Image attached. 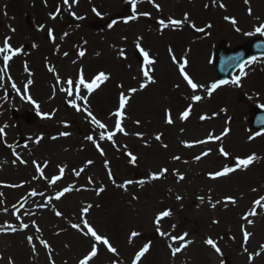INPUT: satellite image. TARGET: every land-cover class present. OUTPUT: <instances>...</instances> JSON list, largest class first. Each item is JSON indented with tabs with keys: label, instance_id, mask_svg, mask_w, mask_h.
Masks as SVG:
<instances>
[{
	"label": "rangeland",
	"instance_id": "rangeland-1",
	"mask_svg": "<svg viewBox=\"0 0 264 264\" xmlns=\"http://www.w3.org/2000/svg\"><path fill=\"white\" fill-rule=\"evenodd\" d=\"M221 3L224 8L219 6ZM69 4L71 7L63 0H46V3L45 0H0V45L5 37H11L14 48H23V52L10 61L7 74L0 73V127L7 125L0 134V174L6 173L7 177L11 172L10 179H6L7 199L4 206L0 205V228H6V223L20 228L14 214L17 209L24 223L29 224L23 231L0 230V256L4 258L0 264H8L9 258L15 264L23 260H32V264H51L52 260L55 264H78L94 241L73 229L71 224L81 222L84 218L81 208L87 204L93 207L86 219L119 251L116 257L103 245H98V256L90 264H113L116 260L119 264H132L135 252L144 244H150L151 248L140 264H221V260L225 264V258L229 259V264H264V250L260 247L264 245V208L257 207L258 215L249 217L252 224L242 219L254 207L253 202L264 196V131L255 129L250 120L256 109H264V56L246 62L244 74L239 68L227 79L229 83L214 91L211 97L205 90H198L195 94L204 99L196 102L170 61L168 51L171 48L178 60L187 57L186 71L196 82L210 86L222 80L215 68V53L221 46L233 50L253 38H264V34L256 31L264 25V0H248V3L245 0H137L139 18L129 23L124 22L133 15L128 0H78V3L69 0ZM154 4L160 5L159 11ZM93 8L100 15H96ZM57 9L59 14L53 20L49 14H56ZM144 12L150 16L139 15ZM185 13L189 19L182 26L161 30L159 20L183 19ZM225 16L235 18L237 23L233 25ZM252 16H257L255 21L262 17L261 24L255 21L249 24ZM20 19L25 28L20 26ZM41 26H44L43 31L39 30ZM12 28L16 31L12 32ZM50 28L54 29L55 43L48 35ZM139 37H143L139 41L141 47L157 61L152 66L157 83L131 93L127 91L129 87L138 88L145 82L140 74L143 57L136 48ZM33 44L37 47H32ZM81 50L85 52L83 57L78 55ZM121 50L127 59L120 56ZM49 67L56 69L61 82L69 76L75 79L81 68L86 79L100 71L110 74V79L88 97V104L97 119L107 124L108 130H113L112 113L116 110L119 92L125 91L130 97L125 109L127 119L123 121L128 135L117 133L113 138L115 144L98 140L102 130L92 125L84 112H77L69 105L68 100L72 98L60 91L66 85L57 82ZM0 68H3L2 59ZM235 77L240 78L239 86L231 83ZM29 80L32 83L25 90ZM13 82L20 89L19 93L12 88ZM178 83L179 89L175 87ZM120 84L124 89L118 87ZM84 94L82 89L81 95ZM28 95L35 103L26 98ZM188 106L192 108L191 114L187 121H181L179 114ZM167 109L172 111V125L165 122ZM221 112L225 117L219 123ZM29 113L37 116L33 124L26 122ZM201 115L212 118L201 120ZM136 120L140 121L139 125ZM226 129L228 135L222 140L194 143L207 139L209 133L222 135ZM62 132L70 135L62 136ZM137 132L142 133L143 138L136 136ZM161 133V140L157 141L155 136ZM90 135L97 138L104 156L86 139ZM40 137L42 139L36 143ZM185 141L193 143V147H185ZM164 144L167 148L162 146ZM221 145L229 152L228 158L219 154ZM208 150H211L208 156L199 161L195 159ZM128 152L137 157L135 165L129 162ZM14 153L27 163L21 164ZM251 154L259 159L247 169H238L216 180L209 178L210 172L225 166L234 167L235 157ZM174 156L180 159L174 160ZM88 160L94 163L88 165ZM33 161L41 167L47 164L44 168L47 179L34 178L39 173ZM60 167H65L62 179L50 185L48 180L59 175ZM81 168L84 171L77 176L75 172ZM162 168L168 169L166 175L152 180L151 174ZM14 169L16 171L12 172ZM108 169L112 179L107 174ZM177 173L185 179L179 180ZM128 180L137 183L129 185L127 191L118 187ZM140 181L144 183L141 185ZM182 184L187 189L180 191L178 187ZM70 185L74 190L56 200L55 194ZM99 187H104L105 191L97 195ZM33 190L42 195L30 196ZM177 195L183 199L177 200ZM133 196L138 199H132ZM200 196L205 197L203 202L198 199ZM209 196L211 203L222 202L212 208ZM227 196L234 197L236 204L225 203ZM44 204L47 207L39 206ZM165 209H171L172 216L161 221V231L171 235L186 231L193 241L176 257L171 256L168 244L176 247L178 242L168 238L165 250L157 245L163 237L153 221L156 214ZM57 210L63 213L61 217L55 215ZM213 220L219 223L213 224ZM32 221L40 226V233L35 232ZM242 228L252 233L247 244L243 241ZM29 230L34 242L38 237L51 245V260L48 250L38 242L37 251L33 253L24 237ZM133 231L139 235L130 243ZM19 235L22 240L21 236L19 241L15 240ZM208 237L217 241L223 257L204 243ZM257 252L260 255L254 260L248 259Z\"/></svg>",
	"mask_w": 264,
	"mask_h": 264
},
{
	"label": "snow or ice",
	"instance_id": "snow-or-ice-1",
	"mask_svg": "<svg viewBox=\"0 0 264 264\" xmlns=\"http://www.w3.org/2000/svg\"><path fill=\"white\" fill-rule=\"evenodd\" d=\"M73 2L78 3V0H73ZM45 3H46V0H45ZM63 3L66 5H69V7H71V5L69 4V0H63ZM128 3H130V5H131L133 15H131L127 20H125L124 21L125 23H129L131 20H135V19L139 18L138 15L136 14L137 13V0H128ZM245 3H248V0H245ZM154 6L158 11L160 10L159 4H154ZM219 6L221 8L225 7V5L222 3ZM92 11L95 12L96 15H100V13L95 8H93ZM248 12H249V15H251V8H249ZM58 14H59V9H57L56 14L50 13L49 15H50L51 19L55 20L57 18ZM72 15L75 16L76 14L73 12ZM139 15L150 16V13L144 12V13H140ZM77 18L82 19V17H77ZM224 18L226 20L230 19L231 23L233 25H235L237 23L235 18H229L227 16H225ZM188 19H189L188 14L185 13L183 19L168 18L167 21H165L164 19H161L158 21V23L160 25L161 30L168 28L170 26L174 27V28H179ZM192 27L195 28L196 27L195 24H193ZM207 27L210 28L211 25L209 24ZM43 29H44V26H41V28L39 30L43 31ZM196 30L197 31H204L203 28H197ZM236 30L240 31L239 28H237ZM11 31L15 32L16 30L14 28H12ZM256 31L261 33V34H264V25L257 28ZM53 33H54V29L50 28L48 30V35L51 38L52 42L55 43L56 37ZM64 35L67 36V33H65ZM142 39H143V37L138 38V41L136 43V48L138 49V51L140 52V54L143 57V64L140 67V74H141V76L145 82L140 83L138 88L129 87V89L127 91H129L131 93H136L137 91H142L145 88H147L149 84H156L157 83V80L154 78L155 68L152 67L153 65H155L157 63V61L154 58H151L149 52L146 51L143 47H141L139 41ZM10 41H11V37H5L3 42H2V45H0V59H2V62H3V68H0V73L7 74L10 61H12L14 57L20 55L23 52L22 47L14 48ZM32 47L35 48V47H37V45L33 44ZM168 51H169L170 61L172 62L173 65L176 66L178 74L182 78V81L184 82L185 86L191 90V99L193 101L199 102L202 99H204V97H202L201 95L195 94L198 90H201V89L205 90L207 96L211 97L214 91L219 89L222 85H226L229 83V81H227V80H220V81H217L215 83H212L210 86H205L204 84H200V83L196 82L193 79V77L189 74V72L186 71V68L188 67L187 57H184L181 60H178L171 48H169ZM67 55H68V53L65 52L64 56H67ZM78 55L80 57H83L85 55V52L83 50H81V51H79ZM120 56L127 59V57L124 53V50L120 51ZM229 59L235 60V59H237V57H231ZM73 63H75V61H73ZM243 67H244V65L241 64L240 68H241L242 74H244L243 73ZM25 70L28 71L27 62H25ZM48 71L52 72L56 75L58 83H63L66 85V87H61L60 91L64 92L67 97L72 98V99L68 100L69 105L73 109H75L77 112H84L86 115V118H88L90 120L91 124L102 130L98 134V140H100V141L107 140V141H111L113 144H115V141L113 138H114V136L117 135V133L123 134L125 136L128 135V132L125 130L123 121L125 119H127L125 109L129 103L130 97L128 95H126L125 91L122 90L119 92L117 107H116V110L112 113V115L115 117V120L113 121V130H108V125L103 123L101 120L97 119V117L90 110V106L88 104V97L94 91H96V89H98L101 84H104L106 81H108L110 79V74L105 73L104 71H100V72L96 73L93 77H91L90 79H86L85 74H84V70L81 68L78 70L75 79H73L71 76H69L68 78H66L65 81L61 82L59 79V74L56 72V69L54 67H49ZM29 75H31L30 72H29ZM9 79H11L10 76H9ZM31 83H32V81L29 80L28 84L25 85V90L27 89L28 85H30ZM231 83L239 86L240 85V78L239 77L233 78ZM11 86H12V88L16 89V91L18 93L20 92V89L17 88L15 82H13ZM180 86L181 85L179 83L175 85V87L178 89L180 88ZM118 87L120 89H124L123 84L118 85ZM82 89L85 90L84 95H81ZM26 98L30 102L35 103V101L32 100V97L30 95L26 96ZM78 101H79V103H78ZM81 103L83 104V107L81 106ZM37 108H39V105H37ZM191 111H192L191 106L186 107L179 114V119L181 121H187L190 114H191ZM221 111H226V109H221ZM211 118L212 117H209L207 115H201L200 116L201 120H208ZM261 119H262V122H264V117H262ZM165 122L169 125H172L174 123V120L172 118L171 109H167L165 111ZM135 123L137 125H139L140 121L136 120ZM65 126H67V125H65ZM6 127H7V125H5L4 127H0V134H3L5 132ZM228 131L229 130L226 129L223 132V134L219 135V136L213 135L212 133H209L207 139L195 141L194 143L205 144V143H208L210 141L222 140L223 136L228 135ZM61 135L62 136H68V135H70V133L62 132ZM135 135L140 137V138H143L142 133L137 132V133H135ZM161 137H162V133L156 135L155 139L157 141H160ZM40 139H42V137L38 138L36 140V143H39ZM53 139H55V137H53ZM86 139L93 142V144L95 145L97 150L100 152L101 156L105 155L103 149L100 147V144L97 142V138L90 135V136H87ZM250 139H251V137H250ZM183 143H184L185 147H189V148L193 147V143H189L187 141H185ZM162 146L164 148H167L166 144H164ZM9 147H11V145H9ZM210 151L211 150H208V151L203 152L202 155H197L195 157V159L197 161L201 160L203 156H208L210 154ZM218 151H219V154L225 158H228L230 155L229 152L226 151L222 145L219 146ZM14 155H16V159L19 160V162L21 164L27 163V161L21 159L18 154L14 153ZM127 156L130 158L129 162L131 164L135 165V163L137 161V157L135 155H133L131 152H128ZM173 159L179 160L180 157L174 156ZM258 159H259V157H257L256 154H251V155H248L244 158L235 157V166L234 167L225 166L222 170H218L215 172L208 173V176L210 179L216 180L220 177L227 176L228 174L235 172L238 169H240V170L247 169L250 165H252ZM13 162L15 163V161H13ZM93 163H94V161H92V160L87 161L88 165H92ZM33 164L35 165L36 171L39 173V176L34 177V178L35 179H47L44 175V168L47 167V164H45L44 167H41V165L39 163H37L36 161H33ZM105 167L108 168V162H105ZM83 171H84V169L81 168V169L77 170L75 172V174L77 176H79L80 173ZM64 172H65V167H60L59 168V175L52 176L51 179L48 180V183L50 185L56 184L57 181L62 179ZM167 172H168L167 168H162L158 172L152 173L151 179L152 180H159L162 177H164ZM107 174H108L109 178L112 179V172L110 169H108ZM177 175H178L179 180L185 179L184 175H181L179 173H177ZM88 182H89V184L92 183L91 177L88 178ZM113 183H115L114 179H113ZM133 183H137V182L133 181V180H128V181H125L123 184L118 185V187H121L125 191H127L128 186L133 184ZM139 183L142 185L144 183V181H140ZM21 186L22 185H8V187H21ZM73 190H74V188L71 185L68 187H65L61 191H59L55 194V199L60 200L63 196H65L66 193L72 192ZM104 191H105L104 187H99L96 190V194L100 195ZM253 191H256V189H253ZM2 195L3 194L0 193V196H2ZM29 195L32 197H35L37 195H42V193H37L35 190H33L29 193ZM24 199L26 201L28 199V197L26 196V197H24ZM51 199L52 198L49 197V202L51 201ZM132 199L136 200V199H138V197L133 196ZM176 199L181 200V199H183V197L177 195ZM198 199L201 202H203L205 197L200 196V197H198ZM262 201H264V196H261L259 199H256L253 202L254 207L250 211H248L244 216H242V219L245 220L248 224L253 223V221L250 220L249 217L258 215L256 208L257 207L264 208V204H262ZM209 202L211 203V197L210 196H209ZM221 202L222 201L217 200L215 203H211V207L215 208L216 204H219ZM224 202L225 203H231V204L235 205L236 199L232 196H227L224 198ZM39 206L40 207H47L46 204L39 205ZM13 207L15 208V205H13ZM92 207H93L92 204H87L86 206L82 207L81 208V214H82V217H84V218L81 220L80 223L71 224V227L73 229L80 232L84 237H88V238H90L91 241H94L93 243H91L89 251L81 259H79L78 264H90V262L93 261V259L98 256V252H99L98 245H103L109 253L113 254L116 257L119 256L118 249L116 247H114L112 245V243H110L108 237L98 233L97 229L92 224H90L89 221L86 219V217H87L89 211L92 209ZM4 211L7 212V209L5 208ZM18 211L19 210L17 209V213H14V214H16L17 220L20 221V228L17 229L15 226H13L11 224L7 225V229L11 230L12 232H16L18 230L23 231V230H27L29 228V224L24 223L23 219L20 217V215H18ZM55 215L57 217H61L63 215V213L57 210V211H55ZM171 216H172L171 209H165V210L160 211L158 214H156L153 222L156 225V230H157V232H159L160 236L167 237V238L171 239L173 242H178V246H176V247H173L172 244H168V248L170 249L171 256L176 257L177 254L183 252L184 249H186L190 244L193 243V241H191L188 238L189 233L186 231L180 235H171V233H166L164 231H161V229H160L161 221L164 218L171 217ZM212 223L218 224L219 221L213 220ZM32 227L35 229L36 233H40L42 231L40 226L38 224H36L35 221H32ZM172 227L174 229L175 225H173ZM0 230H4V229L0 228ZM138 235H139L138 232H135V231L131 232L129 242L131 243L132 240H134ZM242 235H243L244 243L247 244L252 233H250L246 229L242 228ZM25 238H26L27 243L31 246L33 253H36V251H37V242H38L46 250H48L49 259L51 260V245L46 240L39 239L37 237V242H34L33 235H27ZM232 239H235V237H233ZM204 243L206 245L210 246L219 257H223L224 253H223L222 249L218 246L217 241L213 240L211 237H208L204 240ZM260 247L262 250H264V245H261ZM150 248H151L150 244H144L137 252H135L134 258L132 259V264H140L141 258L144 257L149 252ZM244 251L247 252V248H245ZM259 255H260V253L257 252V253H255V255H249L248 259L254 260L255 256H259ZM2 259H4V258L2 256H0V260H2ZM8 264H15V262L11 258H9ZM51 264H55V261L52 260ZM113 264H119V261L118 260L113 261ZM221 264H223V260H221Z\"/></svg>",
	"mask_w": 264,
	"mask_h": 264
},
{
	"label": "water",
	"instance_id": "water-1",
	"mask_svg": "<svg viewBox=\"0 0 264 264\" xmlns=\"http://www.w3.org/2000/svg\"><path fill=\"white\" fill-rule=\"evenodd\" d=\"M255 55H264V39L262 38L254 39L231 52L226 47H221L215 58L219 76L227 79L241 64ZM231 57H237V59L231 60L229 59ZM262 117H264V110L259 109L254 112L251 121L256 129L264 130Z\"/></svg>",
	"mask_w": 264,
	"mask_h": 264
},
{
	"label": "bare ground",
	"instance_id": "bare-ground-1",
	"mask_svg": "<svg viewBox=\"0 0 264 264\" xmlns=\"http://www.w3.org/2000/svg\"><path fill=\"white\" fill-rule=\"evenodd\" d=\"M258 16V15H257ZM257 16H252V18H250V20L248 21V23L249 24H252V23H254V21H255V18L257 17ZM262 17H258L257 19H256V23H258V24H261V21H260V19H261ZM20 22V26L22 27V28H25L24 27V25L22 24V19H20L19 20ZM220 44V43H219ZM2 109V108H1ZM0 109V110H1ZM219 114H224L223 112H221V113H219ZM224 115H222V116H220V118L217 120L219 123H222L223 121H224ZM8 170H11V169H9L8 168ZM29 170H30V168H29ZM5 171V170H4ZM14 171H16L15 169L12 171V172H14ZM7 172H9V171H7ZM17 172H18V170H17ZM10 174H11V172H9ZM10 174H7V177H6V173H2V177H3V179H4V181H6V179L7 180H9L10 179ZM9 175V176H8ZM18 176H20V175H18ZM25 178V177H24ZM22 181V180H21ZM22 182H25V183H27L26 181H22ZM181 188H183V189H181ZM187 189V186L185 185V184H182L181 186H180V188L178 187V190H180V191H182V190H186ZM173 221V220H172ZM173 222H175L176 223V225H179L180 224V222L179 221H173ZM7 224H9V223H6L5 224V226H6V228H4L5 229V231H7ZM122 227V226H121ZM31 231L29 230L27 233H26V235H24V237H26L27 235H33V234H31L30 233ZM5 236H8V235H5ZM21 235H19L18 237H16L15 238V240H17V241H19V237H20ZM5 237H3V239H4ZM7 238V237H6ZM21 238V240H22V236L20 237ZM169 242V239L167 238V237H163V238H161L158 242H157V245L161 248V249H164L165 250V246H166V244ZM20 244H22V243H20ZM198 255H199V253H198ZM204 258V257H203ZM32 260H23L22 261V263L21 264H32V262H31ZM35 264V263H34Z\"/></svg>",
	"mask_w": 264,
	"mask_h": 264
},
{
	"label": "flooded vegetation",
	"instance_id": "flooded-vegetation-1",
	"mask_svg": "<svg viewBox=\"0 0 264 264\" xmlns=\"http://www.w3.org/2000/svg\"><path fill=\"white\" fill-rule=\"evenodd\" d=\"M0 193H2L3 195L0 196V205L1 207L3 206L5 200L7 199V196H6V188H5V181L2 177V174H0Z\"/></svg>",
	"mask_w": 264,
	"mask_h": 264
}]
</instances>
